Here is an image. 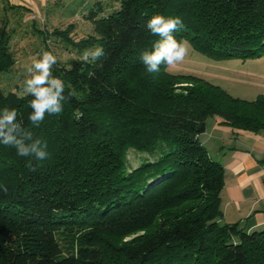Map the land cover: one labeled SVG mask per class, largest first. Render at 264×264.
I'll list each match as a JSON object with an SVG mask.
<instances>
[{"label": "trees", "instance_id": "obj_1", "mask_svg": "<svg viewBox=\"0 0 264 264\" xmlns=\"http://www.w3.org/2000/svg\"><path fill=\"white\" fill-rule=\"evenodd\" d=\"M114 1L87 17L95 35L52 32L80 54L52 70L65 83L61 114L34 127L32 97L0 88V110L17 109L49 153L33 171L0 144V264H264V230L223 223L225 170L200 141L209 118L263 135L264 94L235 98L164 65L149 73L140 58L160 39L146 28L156 14L179 16L173 35L213 60L262 58L264 0ZM11 41L0 37V79L17 63ZM95 45L106 55L84 62Z\"/></svg>", "mask_w": 264, "mask_h": 264}, {"label": "rangeland", "instance_id": "obj_2", "mask_svg": "<svg viewBox=\"0 0 264 264\" xmlns=\"http://www.w3.org/2000/svg\"><path fill=\"white\" fill-rule=\"evenodd\" d=\"M99 2L105 9L100 17L110 14L117 6L114 0H39L35 10L36 17L30 15V19L25 23L23 15L18 11L15 14L0 9V37H12L11 50L17 62L10 72L1 76L0 88L5 94L16 91L25 94L24 81L29 75L28 68L42 51H51L57 56L56 66L68 65L72 59L78 58L80 56L78 51L68 44L66 39L52 36V32L55 29H71L72 42H80L95 35L94 25L87 17ZM44 37H48L47 41ZM190 45L185 60L174 67H168L170 73L191 74L204 78L214 85L221 86L233 97L246 101H254L259 95L264 94V57L217 61L196 51L191 43ZM216 120L221 119H208L207 134L201 135L202 140L214 134L217 137L222 135L220 131L212 132ZM212 154L215 155L213 150ZM141 158V154L130 150L128 154L130 167L137 168L141 164Z\"/></svg>", "mask_w": 264, "mask_h": 264}, {"label": "clouds", "instance_id": "obj_3", "mask_svg": "<svg viewBox=\"0 0 264 264\" xmlns=\"http://www.w3.org/2000/svg\"><path fill=\"white\" fill-rule=\"evenodd\" d=\"M184 24L179 16L153 15L146 23V28L160 39L151 51L144 50L140 58L149 73L159 72L162 65L174 67L188 56L191 45L185 38L177 39L173 33L183 29ZM105 49L101 45L86 48L81 54L84 62L97 61L104 57ZM57 64V56L51 51H42L28 68V77L24 81V92L32 99V109L28 119L34 127H39L46 114L59 115L63 112L65 96L64 81L53 75V67ZM71 94V93H70ZM19 113L15 108L4 107L0 110V144L15 148L21 157H31L28 166L36 170V162L48 158L46 143L34 137L32 131L17 122ZM79 118V117H78Z\"/></svg>", "mask_w": 264, "mask_h": 264}, {"label": "crops", "instance_id": "obj_4", "mask_svg": "<svg viewBox=\"0 0 264 264\" xmlns=\"http://www.w3.org/2000/svg\"><path fill=\"white\" fill-rule=\"evenodd\" d=\"M38 5L39 0H0V9L15 14L18 11L23 15L24 23L30 15L36 17ZM213 131H220L222 135L217 137L214 134L205 140L200 136V141L212 159L220 162L225 170L223 221L227 224L240 223L249 233L263 231L264 135L232 131L230 127L221 125V120L214 122Z\"/></svg>", "mask_w": 264, "mask_h": 264}]
</instances>
